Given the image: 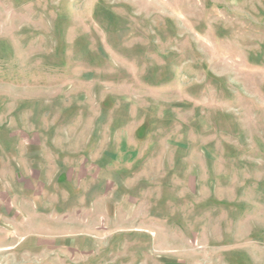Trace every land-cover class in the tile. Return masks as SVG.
Wrapping results in <instances>:
<instances>
[{"label": "rangeland", "instance_id": "1", "mask_svg": "<svg viewBox=\"0 0 264 264\" xmlns=\"http://www.w3.org/2000/svg\"><path fill=\"white\" fill-rule=\"evenodd\" d=\"M0 264H264V0H0Z\"/></svg>", "mask_w": 264, "mask_h": 264}, {"label": "crops", "instance_id": "2", "mask_svg": "<svg viewBox=\"0 0 264 264\" xmlns=\"http://www.w3.org/2000/svg\"><path fill=\"white\" fill-rule=\"evenodd\" d=\"M104 199H107V197L105 196ZM23 209H24L23 211H25L27 209V206L24 205ZM38 212L40 214L42 213V212H40L38 210L37 211L35 210V212L33 211L34 214H32V213L31 214L24 213V216H26V218H25L26 221L25 222H27V219L30 218V215L31 216L33 215L35 217L38 214ZM88 212H90V214H91L90 215L91 219L90 218H88V219H90L91 221L93 220L92 223L95 224L94 223V218L95 217H93L94 210H90ZM104 214H105L104 220L107 219L108 221H111V215L113 214L111 209L109 208L108 212H107V210H105ZM37 216H39V215H37ZM117 217L118 216H116V218ZM73 225L77 226L78 224L73 223ZM14 238H18V239H14L16 241L11 243V245H9L8 247H10V248H17L18 247L22 251H28V253H29V251H40V249L43 248L45 246V244L47 243V241H48L47 238H45V237H42L40 235H35L34 236V233H30V232H27V231L23 232V234L20 235L19 237L15 236ZM57 239L58 238H56V237L53 238L54 243L55 244H60L59 241H61V240H59L58 243H56ZM64 241L67 242V241H69V239L65 238Z\"/></svg>", "mask_w": 264, "mask_h": 264}]
</instances>
